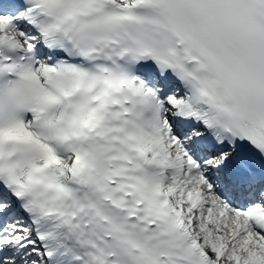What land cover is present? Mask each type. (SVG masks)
Listing matches in <instances>:
<instances>
[{
  "label": "snow or ice",
  "instance_id": "6c2138e0",
  "mask_svg": "<svg viewBox=\"0 0 264 264\" xmlns=\"http://www.w3.org/2000/svg\"><path fill=\"white\" fill-rule=\"evenodd\" d=\"M0 264H264V0H0Z\"/></svg>",
  "mask_w": 264,
  "mask_h": 264
}]
</instances>
